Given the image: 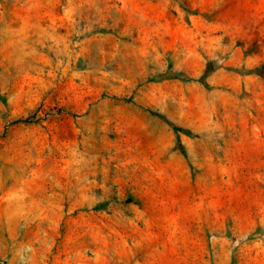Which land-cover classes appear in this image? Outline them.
<instances>
[{"label":"rangeland","instance_id":"1","mask_svg":"<svg viewBox=\"0 0 264 264\" xmlns=\"http://www.w3.org/2000/svg\"><path fill=\"white\" fill-rule=\"evenodd\" d=\"M237 147L264 0H0V264H264Z\"/></svg>","mask_w":264,"mask_h":264},{"label":"crops","instance_id":"2","mask_svg":"<svg viewBox=\"0 0 264 264\" xmlns=\"http://www.w3.org/2000/svg\"><path fill=\"white\" fill-rule=\"evenodd\" d=\"M261 126L256 123L252 125V136L254 137L253 144L254 147L257 144L261 145L260 139H256L260 137L261 134ZM240 142L237 143V145ZM235 153L238 154L236 156L237 164H235L236 176L239 177L238 180L243 181L246 184H255L257 185L259 182H263L264 179V164L261 161L262 151L256 148H253L252 151H244L243 149L236 148ZM243 179V180H242Z\"/></svg>","mask_w":264,"mask_h":264}]
</instances>
